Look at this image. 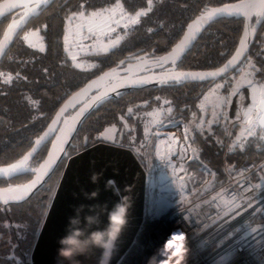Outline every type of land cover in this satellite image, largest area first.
<instances>
[{
	"label": "trees",
	"instance_id": "1",
	"mask_svg": "<svg viewBox=\"0 0 264 264\" xmlns=\"http://www.w3.org/2000/svg\"><path fill=\"white\" fill-rule=\"evenodd\" d=\"M233 1L152 0L150 7L149 0H53L26 22L0 57V165L13 162L21 156L60 102L86 80L110 67L124 53L142 49L161 54L178 38L185 23L199 11ZM113 4H118L123 15L130 18L123 27L118 28L121 32L118 42L103 54L86 57L89 62L87 68L72 66L62 46L66 20L81 11L104 9ZM138 13L144 15L138 16ZM16 16V13H12L0 18V34L7 22ZM133 18L136 23H132ZM253 21L254 18L250 23ZM240 29L241 19L214 20L181 57L176 69L199 70L218 66L235 47ZM25 30L36 31L42 42L40 49L32 48L23 41L21 33ZM246 61L256 68L255 79L264 80V23L258 25L252 43L237 67ZM234 70L217 81L224 83L223 86L228 85ZM8 77L12 79L5 82ZM210 84L184 83L142 88L107 100L87 115L73 135L65 156L90 145L92 135L109 122L122 125L135 123L132 122V118L136 117L134 115L138 116L144 109L155 105L159 98L164 100L165 105L160 117L162 122L185 123L196 98ZM129 109H132L131 113L138 114L130 119ZM224 124L222 118H219L210 124L209 130L201 129L192 134L189 141L193 150L192 158L185 164L184 170V182L189 196L197 194L198 189L193 187L204 178L205 173L211 177L203 186L213 188L224 179L222 168L231 174L236 173L245 163L256 162L264 157L262 132L243 138L234 127L226 144L223 143ZM45 147L42 146L28 161L29 168L38 163ZM63 162L64 158L42 187L27 200L7 205L4 209L0 207V264H14L15 260L18 264H29L28 254ZM29 176L23 174L7 181L0 180V186L23 183ZM255 192V197L264 196V186ZM153 221L150 212L145 211L133 241L116 264L137 263L146 230ZM251 222H264V204L251 218ZM146 251L143 253L146 254ZM9 255L15 259H9Z\"/></svg>",
	"mask_w": 264,
	"mask_h": 264
},
{
	"label": "water",
	"instance_id": "2",
	"mask_svg": "<svg viewBox=\"0 0 264 264\" xmlns=\"http://www.w3.org/2000/svg\"><path fill=\"white\" fill-rule=\"evenodd\" d=\"M12 2H16V0H0V9ZM242 2L243 0H235L206 7L185 23L181 34L165 52L153 57H147V54L152 52L151 50L149 52H145L142 49L136 50L115 62L113 66L102 70L86 80L60 102L45 126L31 139L29 148L21 156L11 163L0 165V170H2L17 164L25 155L32 151L36 140L51 130V134L47 136L39 147L40 149L42 146H46L43 155L38 163L33 168H30L32 169L31 171L11 176L0 173V180L4 181L23 174L30 175L23 183L14 184L13 186H0V207L4 209L5 206L19 204L36 193L64 158L59 177L28 254L29 264H57L58 241L65 235L69 217L75 214L74 209L77 206L85 205L81 218L86 214H90L88 212L89 206H100L111 209L119 200V197L114 195L111 188L106 189L105 185L108 181L115 182L114 187L120 190L121 195L131 196L127 223L115 242L109 264H116L118 262L124 251L133 241L144 212L149 211L148 209H144L143 206L145 173L133 153L125 147L105 142H95L74 154L65 156L66 149L87 115L107 100L115 99L123 93L142 88H157L184 83H213L235 69L244 58L252 43L254 34L258 28V25L255 23L256 18L252 17L254 18L252 23L248 21L250 26L247 32L243 16L237 18L225 15L214 18L207 23H203L200 18L206 11ZM24 11V8H16L10 13L5 14L7 16L16 13L17 16L9 20L3 28L0 34V42L4 41V34L8 31L9 24L14 20H19ZM229 18L241 19V29L235 47L221 64L209 69H176V64L191 48L199 34L208 24L217 19ZM25 24L26 22L23 26ZM23 26L10 34L11 40ZM197 29H199L198 32L196 31ZM190 35H194L195 38L189 41L183 51H179L178 46L182 44L185 37ZM10 41L7 43V46ZM177 52H179L178 57ZM122 61L123 63H121ZM229 62H231V66H228ZM209 73H219V75L211 77L208 76ZM200 77L204 78L201 79ZM98 97H102V99H97ZM84 141L85 138L83 137V145ZM50 161H53V163L48 171L44 173L43 180L34 189L29 191V186L32 185L33 181L37 180V176L39 175L38 170H41L42 166H47ZM94 174H99V179L96 183L91 181V177ZM129 189L130 192L128 191ZM94 191H98L96 198H86V193L91 194ZM25 192H28V195L24 199H11V197L22 195ZM5 199H7V203H4ZM100 220V227H104L107 223L106 212L104 215H101ZM99 257L100 250L97 249L90 259H85L84 257L80 259L82 264H97ZM61 264H67V262H61Z\"/></svg>",
	"mask_w": 264,
	"mask_h": 264
},
{
	"label": "rangeland",
	"instance_id": "3",
	"mask_svg": "<svg viewBox=\"0 0 264 264\" xmlns=\"http://www.w3.org/2000/svg\"><path fill=\"white\" fill-rule=\"evenodd\" d=\"M80 13L72 15L71 20L69 18L66 20L62 46L72 66L84 69L89 63L86 57L103 54L115 46L121 36L118 28L123 27L130 18L123 15L118 4L84 12L83 18L80 17ZM93 13L101 15L93 17ZM21 38L32 48L42 47L40 37L34 30L23 31ZM254 71L256 68L253 64L246 61L235 68L228 85L223 86L224 83L221 81H215L204 88L196 98L185 123L162 122L160 117L165 105L164 100L159 98L155 105L144 109L138 116L134 115L138 113L129 115L130 119L133 115L136 116L132 118V122L135 123L122 125L109 122L95 132L92 139L90 138V145L105 142L129 149L145 173L143 206L149 204L148 212L154 221L146 230L136 264H141L142 260L149 258V251L143 253L144 243L150 239L152 228L158 218L159 204L165 208H172L186 200L198 199L201 200L198 203L201 207L211 190L223 187L237 175V172L231 174L226 168H222L223 181L213 188H207L203 185L211 176L205 173L204 178L193 187L198 189L197 194L189 196L188 187L184 182V170L185 164L192 158L193 150L189 143L192 134L201 129L209 130L210 124L219 118L225 123L223 143L227 144L230 131L234 127L243 138L253 137L259 131L264 134V80L255 79ZM142 107L144 108V104ZM226 144L223 146L226 147ZM248 163L253 162L245 164ZM147 200H150L148 204ZM16 261L14 264H18Z\"/></svg>",
	"mask_w": 264,
	"mask_h": 264
},
{
	"label": "built area",
	"instance_id": "4",
	"mask_svg": "<svg viewBox=\"0 0 264 264\" xmlns=\"http://www.w3.org/2000/svg\"><path fill=\"white\" fill-rule=\"evenodd\" d=\"M262 178L264 157L245 164L226 185L211 190L201 207L198 199L172 208L159 204L150 239L144 243L149 257L170 233L179 231L187 240L186 264H264V222H251L264 204V196L254 193Z\"/></svg>",
	"mask_w": 264,
	"mask_h": 264
},
{
	"label": "clouds",
	"instance_id": "5",
	"mask_svg": "<svg viewBox=\"0 0 264 264\" xmlns=\"http://www.w3.org/2000/svg\"><path fill=\"white\" fill-rule=\"evenodd\" d=\"M99 174H94L91 181L96 183ZM114 181H108L106 189L111 188L119 200L106 209L100 206H89L88 212L81 218L85 205H79L74 209L75 214L69 217L66 233L59 241L57 249V264H82L81 257L90 259L95 250H100L97 264H109L114 250L115 242L126 226L128 211L131 206V196L121 195L120 190L114 187ZM130 192V189L128 190ZM86 198L94 199L98 191L85 194ZM99 209V210H97ZM106 212L107 223L100 227L101 215ZM188 246L183 232H173L160 248L151 255L146 264H186Z\"/></svg>",
	"mask_w": 264,
	"mask_h": 264
},
{
	"label": "snow or ice",
	"instance_id": "6",
	"mask_svg": "<svg viewBox=\"0 0 264 264\" xmlns=\"http://www.w3.org/2000/svg\"><path fill=\"white\" fill-rule=\"evenodd\" d=\"M53 0H16V2L9 3L6 7L0 9V18L5 17L6 13H10L13 9L16 8H24L25 11L21 18L19 20H14L11 24L8 26V31L4 34V41L0 42V57H2L5 53V49L7 47V43L11 40L10 34L15 32L18 28H21L25 22H27L32 16L37 15L41 8L43 6H47L48 4L52 3ZM152 0H149V5L151 7ZM81 18L85 16V13L81 11L79 14ZM97 15H101L100 13H93L92 16L95 17ZM138 16L144 15V13H138ZM235 16L237 18L243 16L245 19V30L248 31L249 23L254 16L256 18V25H260L264 23V0H243L242 3L236 4V5H226L225 7L214 9L211 11H206L204 15L200 18L203 23H207L210 20H213L214 18H218L221 16ZM72 17H69V20H71ZM2 22V20H0ZM132 23H136L135 18H133ZM254 27V26H253ZM197 32L199 29L196 30ZM194 35H190L185 37V40L182 41V44L178 46L179 51H183L184 47H186L191 39H194ZM246 42V41H245ZM242 54V53H239ZM179 56V52H177V57ZM123 63V61L121 62ZM231 66V62H229V65ZM226 66V67H228ZM216 75H219V73H209L208 76L215 77ZM196 78V77H193ZM203 79L204 77H200ZM11 77H8L5 82H8V80H11ZM97 99H102V97H98ZM132 112V109H129V113ZM51 134V130L48 133H45L44 136L39 137L36 142L35 146L33 147L32 151L29 152L27 155L23 157L22 160H20L17 164L12 165L10 168H5L0 170V173L3 175H14L17 173L22 172H28L31 171L28 167V161L30 158L33 157L34 153L39 149L42 142L47 138L48 135ZM251 135V133H249ZM106 139H111V137H106ZM53 161H50L47 166H42L41 170L39 171V175L37 176V180L33 181L32 185L29 186V191L34 189L41 180L44 178V173L48 171V169L51 167ZM264 186V178L261 180V184L257 185V187ZM28 195V192L23 193L19 196L11 197V199L14 200H22ZM7 199L4 200V203H7ZM231 201H225V204H229ZM235 207V206H234ZM231 211V209H230ZM9 259H15V257H9Z\"/></svg>",
	"mask_w": 264,
	"mask_h": 264
},
{
	"label": "flooded vegetation",
	"instance_id": "7",
	"mask_svg": "<svg viewBox=\"0 0 264 264\" xmlns=\"http://www.w3.org/2000/svg\"><path fill=\"white\" fill-rule=\"evenodd\" d=\"M134 52V51H133ZM149 52V51H148ZM130 53H132V52H126V53H124L121 57H119L117 60H115L114 62H113V64L112 65H110V66H113L114 64H115V62H117V61H119L120 59H122V58H124L126 55H128V54H130ZM157 54H153L152 52L151 53H148L147 54V57H153V56H156ZM148 199V198H147ZM148 202H150V200H147V203L146 204H148ZM149 205V204H148ZM148 205H145L144 206V208L145 209H148ZM148 212V211H147Z\"/></svg>",
	"mask_w": 264,
	"mask_h": 264
}]
</instances>
